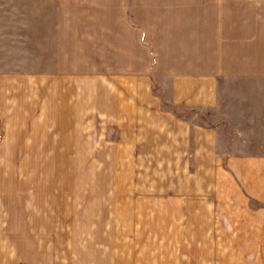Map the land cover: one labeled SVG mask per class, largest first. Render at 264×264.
Returning a JSON list of instances; mask_svg holds the SVG:
<instances>
[{
    "label": "crops",
    "instance_id": "1",
    "mask_svg": "<svg viewBox=\"0 0 264 264\" xmlns=\"http://www.w3.org/2000/svg\"><path fill=\"white\" fill-rule=\"evenodd\" d=\"M0 264H264V0H0Z\"/></svg>",
    "mask_w": 264,
    "mask_h": 264
},
{
    "label": "rangeland",
    "instance_id": "2",
    "mask_svg": "<svg viewBox=\"0 0 264 264\" xmlns=\"http://www.w3.org/2000/svg\"><path fill=\"white\" fill-rule=\"evenodd\" d=\"M98 169L102 172L100 175H93L88 172L87 174H85V178H84L86 182L85 186L88 185V188H84L85 194H84V199H82V202L86 206L91 207V211L93 212L88 215H82V217L78 218V220L80 221L135 220L134 219L135 214H132L130 218L127 219L128 212L125 213V211H127L126 206L128 207L130 206L129 209L134 211L135 204L130 205V201H129V203L126 205V200L124 196L127 188L125 187V184L123 182V175L120 172V167H117V175H119V181L116 182L117 189L116 190L114 189V191L111 182L109 185V181L106 180L107 177L109 176L108 167L107 166L98 167ZM103 179L104 181H99ZM114 192H116L115 198H113ZM132 200H134V198ZM138 201L140 200L138 199ZM142 202L144 203L143 200ZM252 204L254 205V203ZM115 205L116 207H121L120 208L121 210H118L117 214H110L109 213L110 207H113ZM140 216L143 218V220H148V215H146L145 213L141 214Z\"/></svg>",
    "mask_w": 264,
    "mask_h": 264
}]
</instances>
